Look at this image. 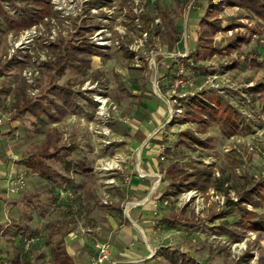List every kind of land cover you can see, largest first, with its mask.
I'll use <instances>...</instances> for the list:
<instances>
[{"label": "rangeland", "instance_id": "1", "mask_svg": "<svg viewBox=\"0 0 264 264\" xmlns=\"http://www.w3.org/2000/svg\"><path fill=\"white\" fill-rule=\"evenodd\" d=\"M46 1V19L15 31L10 22L41 7L34 0H0V171L14 166L27 182L19 198L0 192V219L9 230L0 237V264H48V252L77 230L92 249L87 229L95 226L115 245L116 227L128 217L156 232L146 235L157 253L145 264H171L168 255L195 264H264V116L247 93L264 82V26L240 8H225L218 15L225 29L215 35L214 47L246 36L242 59L256 51L260 66H250L252 54L232 68L236 54L199 50L189 69L173 63L198 49L193 27L207 0L193 11L185 0ZM83 45L104 56L88 55L75 70L66 50ZM61 89L75 96V109L63 117L55 108L64 109ZM194 97L211 108L222 99L249 128L230 135L218 125L193 122L186 105ZM27 101L60 120L20 117ZM63 147L75 153L66 164L47 161L56 182L26 168L29 156L42 158ZM83 163L88 175L81 172ZM172 166L198 173L201 186H172L166 176ZM136 203L144 205L127 215ZM164 219L177 222L171 226ZM18 227L32 230V247L17 238ZM139 243L128 248L145 254L147 245ZM85 252L83 264H92Z\"/></svg>", "mask_w": 264, "mask_h": 264}, {"label": "trees", "instance_id": "2", "mask_svg": "<svg viewBox=\"0 0 264 264\" xmlns=\"http://www.w3.org/2000/svg\"><path fill=\"white\" fill-rule=\"evenodd\" d=\"M36 4L41 7L37 9L35 12H32L30 17L22 19L20 21L10 22L9 26L12 30L21 31L28 30L39 24V22L46 19L50 13L51 8L50 4L46 0H34ZM188 5L192 4L191 11L193 8L199 3V0H185ZM240 8L248 13L249 17L256 18L260 23V25L264 26V0H207V7L203 17L200 19L199 23L193 27L194 33L196 35V43L198 45V49L192 52L188 58L178 57L177 61L173 63L182 64L187 68H191V61L198 60L200 58L199 50L203 52L204 55H215V54H223L224 50L228 57H232L233 54L235 58H231V66L232 68H238L241 66L243 61H248L249 56H254L252 60H250L251 67H259L258 58L259 53L256 51H250L247 57H243V52H241L244 45L250 43V38L238 35L234 40L230 41L229 44L224 47V49H216L214 38L215 35L219 32L223 31L225 28L222 26L221 20L218 18V15L225 8ZM235 25L234 27H228L226 30H235L238 27ZM262 33V32H261ZM188 35H190L188 33ZM189 37V36H188ZM192 39V37H191ZM180 41L177 42V44ZM66 56L71 61V68L78 70L81 64L85 63L83 59L86 56H104L102 53H98L93 50L91 47L87 45L79 46V47H70L66 50ZM67 57H60L61 61L66 60ZM58 92V96L62 102H64V106L69 109H75L74 103V93L71 91H67L65 89H61ZM247 93L252 97L254 102L259 103L261 106V114L264 116V82H260L256 84L254 87H251L247 90ZM165 94V93H163ZM215 108L210 107V102L203 101L199 97L191 98L189 103L186 105V116L192 118L193 122H197L204 127L210 125H218L224 132H227L230 135L238 134L239 132L246 130L248 124L246 123L245 118L241 115L239 111H237L234 107L228 104L222 99H217L213 102ZM55 108L60 111L61 117L65 116L67 110L62 109L58 105H55ZM20 117L31 113L32 115L41 118L42 115L48 116L51 120L58 122L60 118L56 119L54 115L47 111L46 107L40 105L39 103H30L27 101L25 104L18 109ZM189 120V119H187ZM75 153V150L71 147L69 148H61L56 150L54 153L46 154L42 158L37 156H29L25 159L26 167L36 175L41 176L45 180H55L52 175V170L48 166L47 161H55L59 163L66 164V157L71 156ZM69 170V169H67ZM83 173H87L86 165L81 167ZM166 176L171 180L172 186H184L188 190H193L194 188H198L201 182L200 175L195 174H187L183 173L179 168L172 166L166 171ZM195 176L197 178L196 181H190V178ZM179 179V181H177ZM56 181V180H55ZM237 205V204H236ZM168 223V225L174 226L177 221H171L169 219H164ZM257 226V225H256ZM19 237L27 238L32 237V231L29 229H23L18 227ZM52 260L54 264H75L74 260L69 256L66 251L65 241L62 239L58 241L55 247L52 249ZM167 260L171 262V264H195L193 259H185L184 256H167Z\"/></svg>", "mask_w": 264, "mask_h": 264}, {"label": "crops", "instance_id": "3", "mask_svg": "<svg viewBox=\"0 0 264 264\" xmlns=\"http://www.w3.org/2000/svg\"><path fill=\"white\" fill-rule=\"evenodd\" d=\"M159 97L161 98L160 95H159ZM74 100H75V98H74ZM63 105H64V102H63ZM64 108L67 110V112L70 110L66 106H64ZM63 148H69V147H63ZM0 162H1V158H0ZM84 163H83V165H86V169H87V173H84V174L88 175L89 171L87 168V163L86 164H84ZM83 165L80 166V169ZM81 172L83 173L82 170H81ZM13 174L14 175L19 174L18 169L15 168L14 166H12L9 169V172L7 171L6 173H2V171H0V188L3 187V189H4L3 191H0V192L3 194V196L5 198H8V199L19 198V196H20V194L19 195H10L8 193V187H9L8 186V178H9V176H11ZM47 181H50V180H47ZM52 181L56 182L57 180L56 181L52 180ZM60 192L63 193V197H66L68 195L66 193H65L66 195H64L63 190H61ZM146 201H147V199L145 200V202ZM135 205L133 204V208L134 207H140L144 204L142 203V204H135ZM0 210H1V208H0ZM3 220H5V219H0V237L3 234H7L9 232V230L7 229L8 227L7 226L4 227V225H3L4 221ZM128 220L129 221H127V219H126V223H124V222L120 223L116 227V229L119 233V235L117 236L118 239H116V241L119 242V244H117V242H116V244L113 245L112 242H110L112 253H111V260L107 264H145L147 262L153 261L155 258L156 250L153 247V245L149 244V241H148L146 235L154 237L155 236L154 234L156 232H154V230L152 228L143 227L141 224H139V222L134 217H131V218L128 217ZM29 230H31V229H29ZM87 230H88V233H90L89 236L92 238V241H93L92 249L86 248V240L81 241L80 239H78L79 238L77 236V234H79L78 230L74 231V232L73 231L70 232L69 239H66V237L63 238V240L65 241L66 251L69 254V256L74 260L75 264H83V262L86 261V260H84L86 258V256H83V253L85 255V253H86L85 251H88V250L90 251L89 255H90L91 259H94L95 255H96V250H95L96 244L98 242L111 240L110 237L104 233V229L101 226H95L92 228H88ZM16 236H17V238H21L17 235V233H16ZM134 240H136L137 245L140 244L139 242H143L144 244L147 245L145 254H138L136 250H134V252H133V249L128 248V244L130 242L132 243ZM131 245H135V244H131ZM0 256H2V255H0ZM45 260H46V262H48V264H50V263L54 264V262L52 260V250L48 252V255H47Z\"/></svg>", "mask_w": 264, "mask_h": 264}, {"label": "built area", "instance_id": "4", "mask_svg": "<svg viewBox=\"0 0 264 264\" xmlns=\"http://www.w3.org/2000/svg\"><path fill=\"white\" fill-rule=\"evenodd\" d=\"M28 37H31L27 33ZM31 75V74H30ZM0 123L2 121L0 120ZM8 193L10 195H19L27 186L26 179L24 175H11L8 178ZM36 238L34 236L23 238V243L27 248L32 247L36 243ZM96 255L93 259L92 264H107L111 260V243L109 240L98 242L95 247Z\"/></svg>", "mask_w": 264, "mask_h": 264}, {"label": "bare ground", "instance_id": "5", "mask_svg": "<svg viewBox=\"0 0 264 264\" xmlns=\"http://www.w3.org/2000/svg\"><path fill=\"white\" fill-rule=\"evenodd\" d=\"M104 103H105V102H104ZM139 154H140V151L138 152V156H137L138 158H139ZM141 174H142V173H141ZM145 175H146V174H145ZM148 177H150V176H148ZM154 189H155V187H154ZM156 190H157V189H156ZM150 196H151V195H150ZM136 204H137V203H136ZM134 205H135V204H134ZM135 206H136V205H135ZM131 208H133V205H130V207H128V209H127V211H126V213H127L128 215H130V212H131L130 209H131ZM131 210H132V209H131Z\"/></svg>", "mask_w": 264, "mask_h": 264}, {"label": "water", "instance_id": "6", "mask_svg": "<svg viewBox=\"0 0 264 264\" xmlns=\"http://www.w3.org/2000/svg\"><path fill=\"white\" fill-rule=\"evenodd\" d=\"M155 94H157L156 92H155ZM159 96V95H158Z\"/></svg>", "mask_w": 264, "mask_h": 264}]
</instances>
